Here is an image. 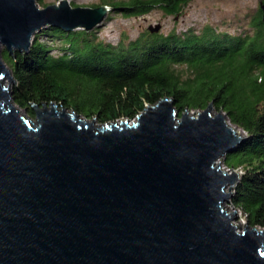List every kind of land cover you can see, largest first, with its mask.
<instances>
[{
	"label": "water",
	"instance_id": "1",
	"mask_svg": "<svg viewBox=\"0 0 264 264\" xmlns=\"http://www.w3.org/2000/svg\"><path fill=\"white\" fill-rule=\"evenodd\" d=\"M109 10L0 0V49L28 52L44 27L88 32ZM9 81L0 57V264H264V229L223 208L240 173L221 162L244 138L213 103L177 115L163 97L99 126L53 102L19 114Z\"/></svg>",
	"mask_w": 264,
	"mask_h": 264
},
{
	"label": "trees",
	"instance_id": "2",
	"mask_svg": "<svg viewBox=\"0 0 264 264\" xmlns=\"http://www.w3.org/2000/svg\"><path fill=\"white\" fill-rule=\"evenodd\" d=\"M57 1V0H56ZM191 0H100L122 16L179 13ZM71 4V3H70ZM97 4L96 6H99ZM72 5V4H71ZM108 14V15H109ZM257 7L250 32H142L116 44L93 30L44 27L28 52L0 57L14 78L11 100L33 116L30 104L56 103L99 124L134 118L163 97L181 114L213 103L239 127L243 140L222 159L240 170L229 202L250 226L264 229V26ZM108 17V16H106ZM50 42L40 41L39 36ZM53 50L56 52L52 53Z\"/></svg>",
	"mask_w": 264,
	"mask_h": 264
},
{
	"label": "rangeland",
	"instance_id": "3",
	"mask_svg": "<svg viewBox=\"0 0 264 264\" xmlns=\"http://www.w3.org/2000/svg\"><path fill=\"white\" fill-rule=\"evenodd\" d=\"M67 1H69L74 7H95L100 2V0ZM259 1L262 0H191L179 13L172 16L164 15L161 10L159 11L158 9H153L147 14L136 16H122L119 13L112 12L110 14L108 13V17H106L99 26L94 27L91 30L94 31V35L98 40L108 42L111 45L116 44L120 40H123L124 42L133 40L137 38L140 33L147 31L149 25L153 26L155 24L160 26L157 31V33L160 34H166L171 30L180 33L184 32L186 29H192L197 33V31H199L204 25H211L220 32L226 31L230 34H245V32L251 31L248 23L251 19L250 16L255 13L258 7ZM35 2H37L38 6L43 7L56 2V0H35ZM40 31L36 33H40ZM38 38L40 41L50 42L47 40L49 38L46 39L43 35H40ZM54 52H56V50L52 51V53ZM7 83L8 79H6L4 85L6 86ZM12 84L13 82L9 81L8 87L10 88ZM14 107L19 114H28L27 111L23 108L17 107L15 104ZM71 110L72 109L68 108L67 112ZM196 110L198 112L200 111L199 109ZM191 111L192 109H188L189 113H191ZM217 111L218 110L213 105L212 113L214 114ZM80 116L85 118L82 115ZM225 116L226 122L233 126L228 121L227 115ZM95 125L101 126L102 124L95 122ZM236 129H238L239 133L243 134L239 127H236ZM222 165L225 167L224 163H222ZM227 199L228 200L223 203V208H225L226 211L231 210L232 208L229 204V197ZM233 223L236 225L239 223L238 227L241 228L246 222L244 221L242 214L237 211Z\"/></svg>",
	"mask_w": 264,
	"mask_h": 264
},
{
	"label": "built area",
	"instance_id": "4",
	"mask_svg": "<svg viewBox=\"0 0 264 264\" xmlns=\"http://www.w3.org/2000/svg\"><path fill=\"white\" fill-rule=\"evenodd\" d=\"M198 111L196 110V109H192V111H191V113L192 114H195V113H197ZM135 118H132L131 120H134ZM221 166L223 167V169L224 170H226V171H230V169H232V168H229V167H227V166H223L222 165V163H221ZM234 170H236L238 173H240V170L238 171L237 169H234ZM230 204V203H229ZM230 206H232L231 204H230ZM234 207L232 206V208L231 209H233ZM236 211H238V212H240L241 214H242V216H243V213H242V211L241 210H239L238 208H234Z\"/></svg>",
	"mask_w": 264,
	"mask_h": 264
},
{
	"label": "bare ground",
	"instance_id": "5",
	"mask_svg": "<svg viewBox=\"0 0 264 264\" xmlns=\"http://www.w3.org/2000/svg\"><path fill=\"white\" fill-rule=\"evenodd\" d=\"M13 108L15 109V107H14V106H13ZM15 110H16V109H15ZM80 118L82 119V117H81V116L79 117V119H80ZM237 224L239 225V223H237ZM238 225H237V226H238Z\"/></svg>",
	"mask_w": 264,
	"mask_h": 264
},
{
	"label": "clouds",
	"instance_id": "6",
	"mask_svg": "<svg viewBox=\"0 0 264 264\" xmlns=\"http://www.w3.org/2000/svg\"><path fill=\"white\" fill-rule=\"evenodd\" d=\"M135 118V117H134Z\"/></svg>",
	"mask_w": 264,
	"mask_h": 264
}]
</instances>
